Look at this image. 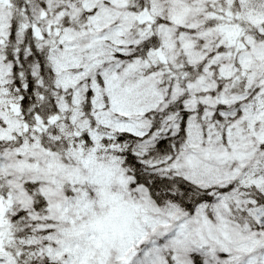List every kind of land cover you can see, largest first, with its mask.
<instances>
[{
    "label": "snow or ice",
    "instance_id": "1",
    "mask_svg": "<svg viewBox=\"0 0 264 264\" xmlns=\"http://www.w3.org/2000/svg\"><path fill=\"white\" fill-rule=\"evenodd\" d=\"M0 264H264V0H0Z\"/></svg>",
    "mask_w": 264,
    "mask_h": 264
}]
</instances>
